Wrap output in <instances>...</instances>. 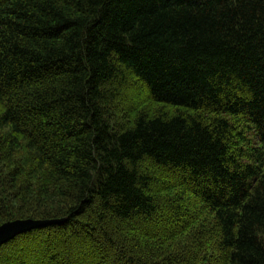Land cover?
I'll use <instances>...</instances> for the list:
<instances>
[{
  "label": "trees",
  "instance_id": "trees-1",
  "mask_svg": "<svg viewBox=\"0 0 264 264\" xmlns=\"http://www.w3.org/2000/svg\"><path fill=\"white\" fill-rule=\"evenodd\" d=\"M0 264H264V0H0Z\"/></svg>",
  "mask_w": 264,
  "mask_h": 264
},
{
  "label": "water",
  "instance_id": "water-1",
  "mask_svg": "<svg viewBox=\"0 0 264 264\" xmlns=\"http://www.w3.org/2000/svg\"><path fill=\"white\" fill-rule=\"evenodd\" d=\"M48 222H35L32 220L17 221L0 227V245L12 239L17 234L29 229L45 226Z\"/></svg>",
  "mask_w": 264,
  "mask_h": 264
}]
</instances>
